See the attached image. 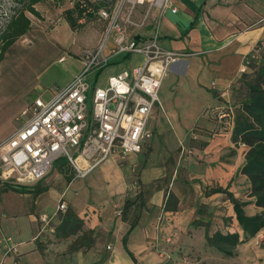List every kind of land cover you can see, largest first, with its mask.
<instances>
[{
	"label": "crops",
	"instance_id": "1",
	"mask_svg": "<svg viewBox=\"0 0 264 264\" xmlns=\"http://www.w3.org/2000/svg\"><path fill=\"white\" fill-rule=\"evenodd\" d=\"M174 1L179 10L177 13L168 10L164 14L160 42L165 48L187 55L171 66L163 80L161 103L156 104L149 120L153 137L143 151L149 152L146 162L140 168V162H135L144 156L143 152L129 155L127 163L123 162L125 158L123 161L110 158L86 176L77 175L70 182L59 178L62 174L55 169L52 175L32 186H48L47 191L37 195L20 193L0 183V261L4 258L1 251L3 238L13 235L19 242L18 251L6 256L2 264H137L128 250L140 264H170L167 259L179 249L191 247L202 250L207 247L205 230L193 225L195 219L209 218V212H212V220L215 221L214 215H225L223 207L229 208L225 216L235 219L233 205L227 195L222 192L207 195L206 190L217 186L226 188L231 183L229 190L236 197L254 199L243 197L239 192L241 181L250 187L247 176L237 174L247 148L236 147L232 142L234 115L231 110L235 112L236 109L232 94L238 88L237 80L246 58L255 50L257 57L264 56V0ZM170 75L173 77L168 81ZM178 94L189 96L187 103L201 100L198 110L201 114L198 113L194 121H175L168 113L175 107L174 101L182 98ZM220 109L225 112L222 116ZM188 137L207 142L202 152L211 162L204 168L200 166V171L194 174L184 168L189 164V156L184 157V166L178 171V159L183 156L182 149L178 151L181 147L178 143L187 141ZM161 143L173 146L164 149L167 157L157 162L155 158L161 151ZM234 150L235 154L232 153ZM82 164L86 166L87 162ZM188 175L193 181L185 183ZM89 176L86 184L77 183L78 179ZM56 185L62 191L56 194L54 210L47 212V204L43 202L42 205V199ZM140 190H143L146 205L138 226L128 236L126 248L123 237L130 223L122 218L121 211L126 199L135 198ZM170 191L178 197L176 210L164 209L166 194ZM11 195L22 198L17 209L8 199ZM61 198L84 222V231L72 237H59L50 231L48 223L42 221L45 217L51 225L59 222L57 207ZM201 206L208 212L200 213ZM248 206H255L258 210L249 213ZM245 209L250 215L262 210L254 203ZM138 214L139 211L133 209L129 218L133 219ZM222 217L218 219L223 222ZM24 219H27V226ZM88 232L92 233L94 240L89 248L79 239ZM260 233L263 234L264 229ZM77 239L78 248L71 250L72 242Z\"/></svg>",
	"mask_w": 264,
	"mask_h": 264
},
{
	"label": "built area",
	"instance_id": "2",
	"mask_svg": "<svg viewBox=\"0 0 264 264\" xmlns=\"http://www.w3.org/2000/svg\"><path fill=\"white\" fill-rule=\"evenodd\" d=\"M78 2V26L96 23L101 40L79 53L83 63L80 73L50 97H35L20 114L24 117L22 125L0 140L1 184L32 187L50 173L60 158L84 177L110 158L143 152L153 137L149 120L156 104L161 103L163 80L171 66L187 55L165 48L160 42L164 14L168 10L177 13L179 8L174 0ZM136 55L143 58L142 62L133 60ZM121 57L129 58L131 63L111 73L105 86H92L90 74L118 67L123 63ZM64 60L65 55L59 58L60 62ZM249 62L246 58L242 72ZM223 113L220 109L219 114ZM57 209L67 211L64 198ZM42 221L55 232L47 218ZM18 246L11 236L7 237L1 246L3 257L17 252Z\"/></svg>",
	"mask_w": 264,
	"mask_h": 264
},
{
	"label": "rangeland",
	"instance_id": "3",
	"mask_svg": "<svg viewBox=\"0 0 264 264\" xmlns=\"http://www.w3.org/2000/svg\"><path fill=\"white\" fill-rule=\"evenodd\" d=\"M29 1L0 0V34L10 17L17 10L26 8ZM73 4L71 0H66L64 3H59L55 0H41L35 4V8L39 11L38 16L26 11L31 21L27 33L16 39L0 61V140L8 137L22 125L24 117H20V114L35 97L39 95L45 98L50 97L55 89L65 86L76 74L80 73L83 63L79 57V53L84 48L94 47L100 42L102 33L99 25L94 22H88L80 26L77 24L76 28H72L68 23L66 27L67 20L64 18L63 12L67 8H72ZM166 40L172 42L169 38H166ZM63 55L66 56V60L60 62L59 58ZM121 58L123 59V57ZM132 58L135 62L138 61V63L142 62L143 59L138 55ZM130 63L129 58L123 59V63L118 67H107L102 70L93 71L90 74L89 81L92 86H105L111 73L121 70ZM172 77L170 75L167 80H171ZM167 80L166 82H168ZM168 87L171 89L170 86ZM178 95L182 96L181 94ZM232 95L234 97L235 89ZM188 97L184 95L181 99L175 100L174 103L171 101L175 107L168 110V113L173 115L172 118L175 121L179 120L190 123L196 119L198 113L201 114V112H198L202 105L201 100L193 103H189V101L187 103ZM163 105H165V102H163ZM204 142L202 139H191L188 137L187 141L181 144L178 143L181 146L178 147V151L182 149L183 153V156H180L181 158L179 157L178 159V171L182 169L185 156H189V164L183 166L190 170V174L191 172L194 174L200 171V166L204 168L211 163L207 160V154L202 152ZM161 144V151L155 158L157 162L162 161V157H167L164 149L173 146L170 143ZM143 153L144 156L135 161L136 163L140 162L138 168L142 167L148 158L149 152ZM128 157L129 155L121 158L118 157L117 159H122L123 161V158H125L123 162L127 163ZM61 161H65V158H60L54 163L53 166L55 168L48 176L52 175L55 169L59 171L57 164ZM63 168L71 179L68 180L66 175L60 171L62 174L60 176L62 177L59 178L70 182L77 177V172L72 165L65 164ZM187 177L189 179L185 183L193 181L190 180V175ZM89 178L90 176L86 179H78L77 183L79 185L86 184ZM240 186L239 192L241 196H249V188L246 187V183L241 181ZM44 187L48 186L43 184L39 188ZM58 191H62V188L56 185L43 196L42 205L43 202L47 204V212L53 211L56 207V194ZM206 194L209 195V189L206 190ZM8 199L14 206V209H17L22 202V198L18 195H11ZM26 200L30 199L27 198ZM204 205L202 204L203 207H205ZM70 208L72 207H68L67 210ZM221 209L223 214L226 215L228 213V207ZM256 210L258 209L255 206H248L247 212L254 213ZM225 215L221 213L214 215L217 219L213 221L214 226L211 228L212 231L216 228L231 231L240 229L236 218L230 219L227 226L218 219L222 216L226 217ZM24 223L26 226L28 225L27 219H24ZM9 236H12L14 241L19 243L13 235H6L3 241ZM77 242L73 241L71 245L75 246ZM190 248L186 250L185 248L183 250L179 249V252L172 253L167 260L170 264H264V233H259L246 243L239 245L236 249L237 255L235 257H227L212 247H206L202 250Z\"/></svg>",
	"mask_w": 264,
	"mask_h": 264
},
{
	"label": "trees",
	"instance_id": "4",
	"mask_svg": "<svg viewBox=\"0 0 264 264\" xmlns=\"http://www.w3.org/2000/svg\"><path fill=\"white\" fill-rule=\"evenodd\" d=\"M39 1L41 0H30L26 8L17 10L8 20L4 30L0 34V61L4 58L5 53L16 39L27 33L31 21L26 11L36 16L39 15V11L35 8V4ZM55 1L64 3L66 0ZM71 1L74 3L73 7L65 9L63 14L69 25L72 28H76V15L78 16L80 13V7L78 0ZM255 51L247 57L250 60L249 66L237 80L238 88H235L234 95L236 109L234 112V126L231 136L232 142L236 147L245 146L247 148L244 155V162L239 167L237 174L247 176L250 184L249 196L254 199L241 200L236 197L229 190L231 183L226 188L220 186L210 188L209 194L222 192L227 195V198L233 205L235 218L240 229L231 231L217 228L212 231V212H209V218L201 217L193 221L195 227H201L205 230V246L212 247L227 257H235L237 255L236 249L239 245L246 243L264 229V56L257 57ZM206 144L207 142H204L202 148ZM232 153L235 154L236 150ZM65 164L69 163L67 161L58 162L57 167L70 180L71 177L68 176L63 168ZM2 186L20 193L33 192L35 195L48 190L47 187L40 189L26 186H13L8 183H4ZM252 203L262 208V210L253 215L248 214L245 207ZM145 205L146 200L143 190H140L135 198L126 199L124 203L121 211L122 218L130 223V228L123 237L126 248L128 236L138 226L140 215ZM177 207L178 197L174 192L170 191L166 194L164 209L176 210ZM133 209H137L139 214L135 218L130 219L129 215ZM199 210L200 213L203 211L204 214L208 212L202 206ZM57 215L59 222L53 223L52 225L55 226V232L59 237H72L80 231H84V222L73 208H70L66 212L58 211ZM230 219L232 217L223 218L226 226L229 224ZM79 239H81L82 245L88 248L94 241L91 232L84 233ZM79 239L75 241H78L76 243L77 245L79 244ZM77 245H72L71 250H76L78 248ZM128 252L134 262L140 264L134 254L129 250Z\"/></svg>",
	"mask_w": 264,
	"mask_h": 264
}]
</instances>
